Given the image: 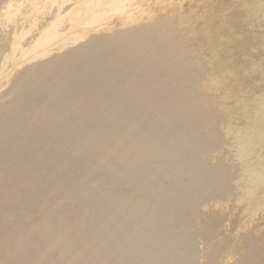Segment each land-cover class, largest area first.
<instances>
[{"label":"bare ground","instance_id":"6f19581e","mask_svg":"<svg viewBox=\"0 0 264 264\" xmlns=\"http://www.w3.org/2000/svg\"><path fill=\"white\" fill-rule=\"evenodd\" d=\"M192 92L221 116L206 132L223 141L210 156L236 168L229 190L199 205L205 225L220 228L200 264H264V0H0V264H59L93 238L90 256L86 246L62 264L140 263L115 247L123 235L105 237L108 225L76 242L71 232L86 227L65 224L73 204L82 202L76 217L99 211L105 192L87 184L71 197L66 184L110 171L111 182L142 179L119 152L148 140L140 122L164 117L176 121L169 140L183 143L176 133L199 120Z\"/></svg>","mask_w":264,"mask_h":264},{"label":"rangeland","instance_id":"374dc122","mask_svg":"<svg viewBox=\"0 0 264 264\" xmlns=\"http://www.w3.org/2000/svg\"><path fill=\"white\" fill-rule=\"evenodd\" d=\"M191 95L194 96L193 97L194 100H196V99L198 100L197 101L198 105H196L197 103L194 104V106L196 105L195 108H198V109L194 108L196 110V112L193 109V111L197 115V120L198 119L200 120L203 118H204V120H203V122H201L202 120H200V121L198 120V124L196 123L197 121L196 122L194 121L196 124L192 123V126H196V130L193 132H191L190 130L189 131L186 130L188 128H183L176 133L177 137H186V139L184 141H182L183 143H179L180 142L179 141L178 144H176L177 142L173 143L172 140H169L168 136H170L169 134H170V131L172 129L171 127H173L174 124H176L175 123L176 121L174 118L168 119V117H167V119H166V117H164L163 118L164 120L160 119L161 121L160 120L156 121L158 123L154 122V123H151L150 125L147 123H141L140 122L139 124L143 128H146V126L152 127L151 131L152 130L153 131H152V134L148 137V140L145 141L144 143H142V145H140L139 149L138 148H136V150L130 149V152L132 151L131 153L129 152V150H126V149H123L119 152L120 153L119 157H121V159H124V160L126 159L125 160L126 164L124 165V167H127V169L130 168V170L132 169L131 171H133V173L135 172L136 174H138L140 178L142 176V179H139L138 181L136 179H130V181L129 180L128 181L127 180H120L118 182H111L112 180L110 178H113V174H111V171H110L109 172L110 175H109V173L105 174V172H104V174H103L101 172L98 174L100 176L96 175L94 177V181H93V178L90 180V182L85 180L83 182L84 184L83 183L73 184L72 182H70L71 184H69V183L66 184L67 187H68V185L70 187L68 189H69V191H71L70 196L73 195L71 197H74L75 193H78L80 190L84 189L83 188L84 185L86 187L87 184L93 186L94 193L105 192V193H108V195H109V192L111 191L113 193L116 192V194H117V195L113 194L115 196H113V198L110 197V200H109L108 195L107 194L105 195V193H103L104 199L102 200L100 207H98V209L99 208H101V209H99V211L97 210V207L90 209L91 211H93V209H94V211H93L94 213L96 212V210L99 212V213L98 212H96V213L99 214V216L97 215L99 218L98 221L100 220L101 222L96 221L94 223H91V225L88 224V222L86 220H88V218L90 217V214L92 212H90V210H89L87 213V211H86L87 215H85V213L83 212V214L81 215V217H83V218H81L80 216L76 217L77 212H78V211L76 212V210H79L80 206L82 205V202L76 201L77 204H80V205H77L76 202L73 204L72 207L74 209L72 208V210L70 211V213L66 217V219H65L66 223L65 224L67 226H75V224H76V226H84V228L86 227L85 229L87 230V231H85V229L83 230V231H85L86 235H85V233H83V231L80 232L81 233V235H80L79 233L74 234L75 233L74 231L71 232V230H69V232H71L73 234L72 235L73 238H75V237L77 238L78 241L75 238L76 242H78L79 244H83L85 241L89 242L91 240L88 236V235H90V233H92V234L97 233L96 235L98 236L100 234V233L98 234L99 231L103 232L105 230V227L103 228V226L108 225L110 227L107 226L106 227L107 231L105 230L103 232V234L105 232H107L104 234L105 237L110 238V236H111V238H112V236H113L115 238V236L119 237L120 234L123 235L121 237H123L124 239H122L121 237H119L118 239L123 240L124 246L121 245V244H123V242L121 243V240H120V243L118 244L117 243L118 239L115 238V239H117V240H115V239L113 240V241H116L115 247L118 248L119 247L118 245H120L121 248L119 247V249L121 250L123 248L122 250H123V252L125 250V253L126 252L132 253V251H133V253L137 252L141 255H144V256H140L138 254L141 257V259H142V257H143V259L144 258L146 259L145 261H143V259L141 260L140 257L137 256L138 261H139V259L141 260V261H139L140 263L143 262L144 264H149V262H155V264H200V262H201L200 256H201L202 247L206 243H208V241L211 242L212 240H214V238L212 236H214L216 238L220 236V230H219L220 228L215 227V229L213 228L214 229L213 230L211 228L212 226L209 227L208 225H205L206 222L204 223V220L206 219L205 218L206 216L203 215V213H201L199 205L201 206V204L203 202L211 199L212 197H216L220 194L222 195L223 193L228 191L230 188V187H228V186H230V184L228 185V182L230 181V175L234 172V170L236 168H233L234 169L233 171H232V168H229L228 166H227L228 168L227 167L225 168V166L227 164H229V162H230L229 160H227V161H229L228 163H227V161L226 162L224 161L226 159H229L228 157L222 158L221 154H219L220 158L218 156H216V158H218V161H217V159L215 157H213V155L210 156L212 154V151H214L213 149H215V151H218V149H219V151L221 150L220 149L221 146L219 147L220 143L223 146V144H222L223 141L221 142V140L218 139L217 135H215V137H213L214 135L212 134L213 131L218 132L217 130L219 128L216 130V129H214V127L216 128L219 126L217 124V120L219 118V120H218V123H219L221 116L219 115L220 117H218L217 116L218 114L214 110H212L213 108L211 106H210V108L208 106H206V105H208L207 100H209V99L204 98L203 101H205V99H207L204 103L203 101L198 99L199 96L194 95L193 92ZM171 96H173V95H171ZM199 102H201V104ZM202 104H204V105L206 104L205 106L208 107V109H206V107L204 105L202 106ZM200 107L203 110L202 113H200L201 112V109H199ZM180 108L181 107L179 106L178 109L181 110ZM208 110H210V111H208ZM206 111H208V112H206ZM197 112L199 115L197 114ZM204 112H206V113H204ZM209 113L211 114V116ZM213 113H215L217 115L214 116L215 114H213ZM201 114H203V115L205 114L204 117H203V115H202V117H199ZM156 116H160V115H156ZM156 116L153 115L150 118H155ZM206 120H208V121H207V123L205 122L206 123L205 124L204 121H206ZM210 121H211V123H210ZM212 121L214 122V124H216L215 126H214V124H212L213 123ZM215 121H216V123H215ZM197 125H199V126H197ZM208 125H211V126H208ZM154 127H156L157 129ZM199 127L203 128V130L200 129ZM156 130L158 131L157 132L158 134L156 133ZM207 130H208V132L211 130L210 131L211 133L210 132L209 133L213 135L212 137L210 135H209L210 137H208V135H207L208 133H206ZM129 141H133V140H129ZM216 147H218V148L216 149ZM156 148H161L160 150H162V151H160V153L159 152L156 153L153 151ZM211 157H213L214 159ZM79 158H80V161L78 163V167H80V168L77 167V169H75L74 172H76V173H78V171H80L82 164L84 162L88 161L87 160L88 158L86 156H83V154ZM219 159L221 161H223V163H221V161H219ZM218 162H220L221 164ZM81 171H83V167H82ZM113 172L114 171H112V173ZM105 175L106 176L108 175L107 176L108 180H107ZM93 182H97L98 184L93 183ZM101 183H102V185H100ZM103 183H105V184H103ZM137 183H140V184L142 183L144 185V187L142 186V184L137 185ZM191 183H193V184H191ZM190 184H191V186H190ZM75 185H76V187H75ZM147 185H149V187ZM192 185L193 186L195 185V186L192 188ZM98 186H99V188H98ZM145 186L147 187V189H144V188H146ZM141 187H143V188H141ZM97 189L100 191H98ZM107 189H109V190H107ZM131 189L132 190L135 189V190L132 192ZM142 189H144V190H142ZM224 190H226V191H224ZM105 196L108 198H106ZM105 199L106 200L108 199L107 201L110 203V205L105 204V203H108ZM204 199H205V201H203ZM68 200H72V198L67 199V202H68ZM174 202L175 203L177 202V203L175 204ZM105 207L107 209L112 208L111 209L112 211H110V213H114V209H116V211L119 213V215L116 212L113 214L115 216H113L112 221H111V219L107 218L109 220V222L111 221L112 225H111V223L108 222V220H106L107 222L105 221V223H102L106 219L105 214H107L109 212V209H108V211L106 213H104V216L102 215L103 211L104 212L106 211ZM104 208H105V210H104ZM110 213H108L110 217L107 215V217H109V218H111V216H112V214H110ZM125 213H127V214H125ZM70 214H73V215L70 216ZM100 214H101V216H100ZM199 214L201 215V217ZM52 216H54V215H52ZM87 216H89V217L87 218ZM203 218H204V220H202ZM50 221L51 222L54 221V218L51 217ZM77 221H79V222H77ZM226 221L227 220H225V223H226ZM107 223H109V224H107ZM121 223H122V225H121ZM85 224H86V226H85ZM93 224H94V226H93ZM113 224L116 227L113 226ZM223 224H224V220H223ZM204 225H205V227H204ZM207 226H208V228L211 229L210 230L211 232H208L209 230L205 229V230H207L206 233L208 232V234H206L208 237L205 235V230L203 229V228H206ZM122 229H123V231H122ZM212 230H213V232H212ZM214 232H217V233H214ZM66 233L67 232H63V230H61V231L56 233V236H59V235L62 236V234L66 235ZM210 233H211V235H210ZM95 234H93V236ZM108 234H109V236H108ZM111 234H113V235H111ZM124 234H125V237H124ZM68 235H69V233H68ZM96 235H95V238L97 240ZM126 235H127V237H126ZM209 236H211V237H209ZM90 237H92V236H90ZM147 237L151 238V240H149ZM81 238H83V239H81ZM79 240L80 241L82 240L83 243H80ZM93 241L95 242L94 238L89 242L91 244V246L94 243ZM98 242L99 241L97 240V243ZM85 243L87 244V242H85ZM85 243H84V245H85ZM89 243H88V245H89ZM97 243L95 242L96 245H97ZM148 243H150V244H148ZM88 245H86V246L88 247ZM86 246H84L85 248L81 247L80 249L79 248H77V249L72 248L74 251L72 249H71L72 251L69 249L68 250L69 252L64 250L62 252V254H63L62 259L60 261H58L59 264H62V262L67 263L65 261V259L67 257H69V255H70V258L73 257V255H74V254L72 255L73 252L75 253V256H77V257L74 256V258H80L82 256L85 257L86 253H88L87 257L90 256L89 247L87 249L88 251L85 250L86 253L83 252L84 250L81 252L82 249L87 248ZM140 246H142V248ZM133 247L134 248L139 247L138 249H140V250L143 249L144 253L143 252L140 253V250L133 249ZM131 248H132V250H130ZM77 250H78V252H76ZM145 251H146V253H145ZM149 251L151 253V256H149V254H150ZM157 251H159V252H157ZM69 253H71V254H69ZM76 253L79 254V257ZM153 253H154V255L156 253V255H155L156 257L153 255ZM66 255H67V257H66ZM152 255L154 256L153 259H152V257H153ZM157 255L163 256V257H159ZM164 255H166L165 258H164ZM222 255H224V253ZM63 257H66V258H63ZM147 257L150 259H148ZM156 261L158 263H156ZM161 262H163V263H161ZM140 263H138V264H140Z\"/></svg>","mask_w":264,"mask_h":264}]
</instances>
